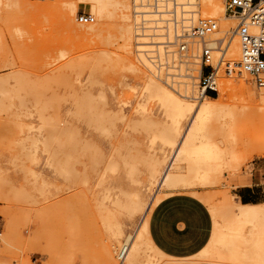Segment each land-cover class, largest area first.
<instances>
[{"label": "rangeland", "instance_id": "374dc122", "mask_svg": "<svg viewBox=\"0 0 264 264\" xmlns=\"http://www.w3.org/2000/svg\"><path fill=\"white\" fill-rule=\"evenodd\" d=\"M47 1L0 0V264H119V247L144 218L138 213L131 220L136 197L147 206L154 202L149 219L166 198H194L209 214L210 226L215 225L226 215V204L238 201V181L260 174L264 166L263 148L245 142L264 134V113L263 118L258 113L264 110V89L247 75L229 77L222 69L218 93L208 96L233 109L242 107L247 115L233 136H215L224 151L222 176L211 183L205 174L197 179L180 155L173 172L184 176L185 183L157 194L147 182L154 160L159 159L163 172L174 153L162 140L170 136L173 113L163 108L150 84L153 79L179 95L182 88L168 87L139 61L134 0L131 32L120 0H97L101 20L86 4L95 0H63L65 13L47 10ZM82 12L91 13L95 23L77 22ZM199 12L215 19L203 8ZM67 16L76 29L66 26ZM216 22L218 31L227 23ZM239 55L225 61H237ZM186 61L182 74L197 75L195 59ZM181 81L195 83L189 77ZM196 84L199 91L200 82ZM190 124L183 122L182 136ZM102 203L113 210L111 215ZM113 221L123 226L122 238H113L108 228ZM204 249L181 261L157 249L156 258L143 253L147 258L138 263H220L216 253Z\"/></svg>", "mask_w": 264, "mask_h": 264}, {"label": "bare ground", "instance_id": "6f19581e", "mask_svg": "<svg viewBox=\"0 0 264 264\" xmlns=\"http://www.w3.org/2000/svg\"><path fill=\"white\" fill-rule=\"evenodd\" d=\"M120 1L125 11L123 19L126 23V31L131 32L133 30L132 18L129 12L131 2L130 0ZM47 2L48 4L44 7L47 10L64 13L67 11V4L63 0H49ZM86 4L91 6L98 20L103 18L97 0ZM134 5V11L138 15L135 17V29L137 34L136 54L139 61L150 75L161 79L168 87H173L177 91L182 88V95H179L171 88H166L155 80H151L150 86L156 87L157 98L163 108L173 113L169 122L172 125L169 127L170 136L163 137L162 140L173 149L174 153L163 172L159 168V159L154 160L156 165L150 175V180L147 182L149 183V189L152 191L157 189L158 194L159 190L164 187L171 189L185 183L184 176L173 172L180 155L185 156V160L192 165L193 170L197 173V179L205 174V180L211 183L215 176H222L223 174L224 151L222 148L217 147L218 145L214 141L215 136L218 134L223 138L224 136L225 138L233 136L241 124L240 119L245 120L244 117L247 115H245V110L242 107L233 109L234 106L220 104L216 99L203 94L201 89L196 91L195 86L197 85L196 82H200L202 67L196 49L189 48L186 39L183 41V27L193 17L203 18L199 12L200 8H203L207 16L213 17L217 21L227 22L221 25L220 30L211 37V41L225 39L227 43V37L231 35L225 59L237 56L240 53V46L236 37L237 26L228 22V20L234 21V19L226 13V0H134ZM65 23L68 28L76 29L71 16L66 17ZM181 43L187 44L188 49H182L179 46ZM215 43L212 42V45L215 46ZM191 58L196 61L194 65H199L200 68H196L197 75L188 74L185 76L182 74V69L184 64H189L186 60ZM219 75L220 72L218 78ZM185 77L191 78L195 83H183L181 80H184ZM259 105L254 108L257 109ZM261 108L264 107L261 106ZM261 108L260 110H262ZM256 111H259V109ZM263 111L258 112L260 116H262L261 113H264ZM186 120L190 121L191 124L187 135L182 136L185 131L182 125ZM245 142L249 148L258 147L259 149V147H262L264 154V134L250 139L245 138ZM119 204L121 205V202ZM153 206L154 202L148 206L144 205L143 199L140 197H136L130 204L131 220L136 218L135 216L138 213L143 215L144 218L141 225L133 234H129L125 243L121 245V248L119 247L117 257L120 258L122 253H125L123 264H137L140 258H147L148 255L151 259L153 256L156 258L158 251L153 247L150 239L148 218ZM101 207L108 214H112L113 210L108 205L106 207L102 203ZM221 207L219 209H223L224 206ZM219 209L218 211L224 212ZM226 211L227 213L226 215L223 214V217L217 215L222 219L216 221L210 241L203 252L209 253L212 251L216 253L217 256L215 255V257L220 261L219 264H264V204L230 202L225 206ZM110 215H108L109 219L112 218ZM247 226H251L249 233L245 231ZM108 228L114 239L123 237L124 230L121 223L113 221ZM145 245L147 250L143 249ZM257 249H259V252ZM143 253L147 255L146 257L143 256L144 258L141 256ZM152 253H154L153 256ZM212 259L217 261L215 258ZM140 261L139 263H142Z\"/></svg>", "mask_w": 264, "mask_h": 264}, {"label": "built area", "instance_id": "2783aa9c", "mask_svg": "<svg viewBox=\"0 0 264 264\" xmlns=\"http://www.w3.org/2000/svg\"><path fill=\"white\" fill-rule=\"evenodd\" d=\"M226 13L237 22L236 37L240 46L237 61L224 60L228 46L225 39L211 41L218 31L215 19L193 17L183 27V41L186 39L188 47L196 49L201 61L200 88L206 95L218 93V74L223 69L229 77L247 75L257 88L264 89V0H226ZM77 22L93 24L95 17L82 12L78 14ZM212 42H216L215 46ZM179 46L188 49L187 44ZM124 254L117 258L119 264H123Z\"/></svg>", "mask_w": 264, "mask_h": 264}, {"label": "crops", "instance_id": "0c3cea01", "mask_svg": "<svg viewBox=\"0 0 264 264\" xmlns=\"http://www.w3.org/2000/svg\"><path fill=\"white\" fill-rule=\"evenodd\" d=\"M259 171L238 181L235 196L242 204H264V166ZM153 210L149 235L166 256L179 260L194 257L210 241L214 224L210 226L209 214L194 198L171 196Z\"/></svg>", "mask_w": 264, "mask_h": 264}, {"label": "trees", "instance_id": "16d2710c", "mask_svg": "<svg viewBox=\"0 0 264 264\" xmlns=\"http://www.w3.org/2000/svg\"><path fill=\"white\" fill-rule=\"evenodd\" d=\"M210 96H211V97H214V95H213V94H210Z\"/></svg>", "mask_w": 264, "mask_h": 264}]
</instances>
